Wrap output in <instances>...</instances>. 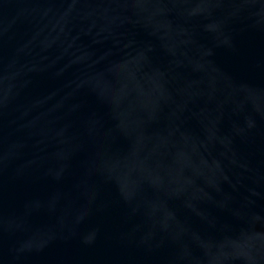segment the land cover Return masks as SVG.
<instances>
[{"label":"water","instance_id":"obj_1","mask_svg":"<svg viewBox=\"0 0 264 264\" xmlns=\"http://www.w3.org/2000/svg\"><path fill=\"white\" fill-rule=\"evenodd\" d=\"M0 264H264V0H0Z\"/></svg>","mask_w":264,"mask_h":264}]
</instances>
